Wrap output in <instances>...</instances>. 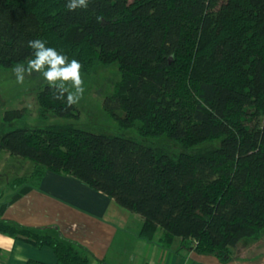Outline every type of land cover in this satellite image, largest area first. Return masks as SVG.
<instances>
[{
  "label": "trees",
  "instance_id": "16d2710c",
  "mask_svg": "<svg viewBox=\"0 0 264 264\" xmlns=\"http://www.w3.org/2000/svg\"><path fill=\"white\" fill-rule=\"evenodd\" d=\"M66 3L0 0V67L26 66L33 39L78 60L81 74L116 61L121 80L103 99L104 110L119 129L139 121L141 137L165 136L180 148L169 153L72 122L28 128L27 108L21 107L5 111L9 127L0 149L33 162L31 182L46 171L65 172L110 195L143 218L142 237L150 239L160 228L163 245L180 237L196 252L226 261L241 239H259L264 0H89L87 9L76 11ZM53 92L44 84L38 93L41 117H77L76 106L54 99ZM208 140L217 144L185 149ZM0 232L50 245L53 264H88L79 246L50 234L5 220Z\"/></svg>",
  "mask_w": 264,
  "mask_h": 264
},
{
  "label": "crops",
  "instance_id": "0c3cea01",
  "mask_svg": "<svg viewBox=\"0 0 264 264\" xmlns=\"http://www.w3.org/2000/svg\"><path fill=\"white\" fill-rule=\"evenodd\" d=\"M31 160L0 149V220L79 246L88 264H264L260 239L243 238L230 248V258L196 252L174 237L160 241L140 235L143 218L72 174L46 171L37 181L11 184V176L29 174ZM48 244L36 245L22 235L0 232V264H53Z\"/></svg>",
  "mask_w": 264,
  "mask_h": 264
},
{
  "label": "rangeland",
  "instance_id": "374dc122",
  "mask_svg": "<svg viewBox=\"0 0 264 264\" xmlns=\"http://www.w3.org/2000/svg\"><path fill=\"white\" fill-rule=\"evenodd\" d=\"M14 66L0 67V135L9 127L8 121L4 117L5 111L26 107L27 116L23 125L28 128L41 127L51 123L72 122L75 126L88 131L108 134L122 133L125 136L134 137L145 143L160 145L169 153L176 152L180 148L177 142L165 136L141 137L137 130L140 124L139 121H136L134 125L128 128L119 129L115 118L104 110L103 99L117 91L119 81L121 80V74L116 61L107 65H99L89 74H82L85 91L79 103L75 104L78 115L74 118H65L50 112L41 117L37 97L39 91L47 82L39 73H33L31 76H26L24 84H18L13 75ZM216 144L217 140H208L185 149L191 152L199 148H211ZM181 149L184 148L181 147ZM26 176L28 174L11 176V184L31 180L29 176L28 178ZM259 239L264 244V230H262Z\"/></svg>",
  "mask_w": 264,
  "mask_h": 264
},
{
  "label": "clouds",
  "instance_id": "9594fccd",
  "mask_svg": "<svg viewBox=\"0 0 264 264\" xmlns=\"http://www.w3.org/2000/svg\"><path fill=\"white\" fill-rule=\"evenodd\" d=\"M89 0H67L65 7L69 11L77 9H87ZM102 17H97V22H101ZM43 39H33L28 41V47L33 50V58L24 64H17L13 67V75L18 84H24L26 76L39 73L44 80L54 89L53 98L64 100L70 108L79 103L85 88L82 78V64L71 59L53 47L46 46Z\"/></svg>",
  "mask_w": 264,
  "mask_h": 264
}]
</instances>
